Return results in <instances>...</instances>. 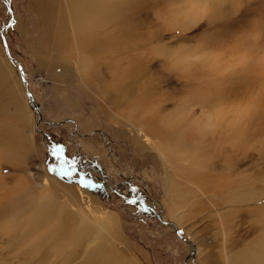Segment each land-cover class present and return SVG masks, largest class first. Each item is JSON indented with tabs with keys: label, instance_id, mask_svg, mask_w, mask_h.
Instances as JSON below:
<instances>
[{
	"label": "rangeland",
	"instance_id": "obj_1",
	"mask_svg": "<svg viewBox=\"0 0 264 264\" xmlns=\"http://www.w3.org/2000/svg\"><path fill=\"white\" fill-rule=\"evenodd\" d=\"M180 2L102 0L109 10L99 31L91 25L99 37L87 49L76 46L69 0H0V168L9 188L23 185L6 205L14 211L0 207V264L95 256L92 236L42 239L46 226L26 210L41 194L59 211L112 217L120 264H226L264 233V0H209L211 14L196 20L177 15ZM81 52L94 62L86 77ZM203 53H217L219 72L189 59ZM19 95L25 125L11 102ZM135 105L140 116L131 117ZM234 125L249 136L237 137ZM178 137L170 170L164 157Z\"/></svg>",
	"mask_w": 264,
	"mask_h": 264
},
{
	"label": "bare ground",
	"instance_id": "obj_2",
	"mask_svg": "<svg viewBox=\"0 0 264 264\" xmlns=\"http://www.w3.org/2000/svg\"><path fill=\"white\" fill-rule=\"evenodd\" d=\"M48 2V0H46ZM102 0H100L101 2ZM181 2V6L180 8H178V16H190V18H192L193 20L196 19H200V16L202 14H207L208 12H210V2L209 0H180ZM70 4H71V23L72 26L74 27V37H75V41H76V46L77 47H87L88 48H92L94 49L96 41L98 40L99 35L94 36V31L93 28L91 27L94 26L96 27V30L99 31L100 27H101V16L102 15H107L106 10H102L104 9L102 3L101 5L100 2L98 3V0H69ZM225 5V4H223ZM108 6V5H107ZM109 7V6H108ZM224 8V7H222ZM212 9V8H211ZM220 9V7H219ZM217 9V10H219ZM177 10V8H176ZM109 12V11H108ZM220 12H224V10H220ZM102 14V15H99ZM219 13V12H218ZM211 14V12H210ZM175 15V14H174ZM208 15V14H207ZM206 15V17H208ZM220 15H225L224 13H219V17ZM212 16V15H209ZM226 16V15H225ZM177 17V16H176ZM205 17V16H204ZM214 17V15H213ZM211 17V18H213ZM221 18V17H220ZM110 19V18H109ZM179 19V18H178ZM186 19V18H185ZM203 19V16H202ZM183 20V19H182ZM191 22V21H190ZM47 28V27H45ZM50 28V27H49ZM56 29V28H55ZM50 31V30H49ZM58 31H61L58 29ZM56 33L55 30L53 32V34ZM44 34V32H43ZM63 36V33H61ZM49 35V34H48ZM50 36V35H49ZM56 36V35H55ZM47 37V36H45ZM68 38L64 37V41H67ZM63 40V38H62ZM71 40H69L70 42ZM74 41V42H75ZM64 45V44H63ZM67 47V46H66ZM67 49V48H66ZM69 49V48H68ZM78 49V48H77ZM63 50V49H62ZM86 51V50H84ZM91 51V50H90ZM88 53V52H87ZM82 53L80 54V58H79V64H80V72L82 74V76L86 77L88 74H91L90 72V67L94 64L93 62V58H91V56H89L88 54ZM90 53V52H89ZM218 58L217 53H214L213 55H208L205 56V53L203 54H195L193 55L191 58H189L190 60H197L198 62L202 63L204 65V69L206 68H213L214 71L217 70V72H219L218 70V65L216 64V61ZM245 58V57H244ZM246 59V58H245ZM6 61V60H5ZM215 63V64H214ZM114 65V64H113ZM203 67V66H202ZM7 68V67H6ZM49 69V68H48ZM93 69V68H92ZM51 70V69H50ZM205 71V70H204ZM210 71V70H208ZM4 72L8 75V71L5 69ZM242 73L244 71H241ZM245 75V74H244ZM261 77V76H260ZM83 78V77H82ZM262 78V77H261ZM264 78V77H263ZM262 78V79H263ZM8 79V76L5 78V80ZM117 84V83H116ZM119 84V83H118ZM113 87V86H112ZM117 87V86H116ZM115 87V89H116ZM264 90V89H263ZM21 91V90H20ZM22 92V91H21ZM11 93V92H10ZM18 93V92H17ZM13 94V93H11ZM20 94V93H19ZM16 95V94H15ZM209 95V94H208ZM14 96V95H13ZM209 98V97H207ZM206 99V98H205ZM208 100V99H207ZM261 101V100H260ZM11 102L14 104L15 106V116L16 118L21 121V124H27L28 123V119L30 118L31 115L26 113L24 104L22 103V95L16 96L15 100L11 99ZM206 103V100H205ZM207 104V103H206ZM219 105V104H218ZM263 105V104H262ZM33 109L36 111L35 107L32 105ZM243 107V106H242ZM255 107V106H254ZM251 108V107H250ZM258 108V107H257ZM256 108V109H257ZM244 112L246 110V107H243ZM249 109V108H248ZM252 112L255 110V108L251 109ZM140 111V109L138 108L137 105L132 106L130 108V116L133 117L135 116V114ZM248 111V110H247ZM221 113V112H220ZM247 113V112H246ZM245 113V114H246ZM143 114V113H142ZM139 115V114H138ZM140 116V115H139ZM137 116V117H139ZM143 117V116H142ZM222 117V116H221ZM164 118V117H163ZM218 120H222V119H218ZM262 121H264V113L262 115L261 118ZM168 122L166 125L168 127H172L175 126L173 119H167ZM207 122V121H206ZM228 122V121H227ZM137 123V122H136ZM224 123L223 125L226 124V122H222ZM221 123V124H222ZM231 123V122H230ZM235 124V123H234ZM205 128H201V132L204 130V132H202V139H204L206 137L205 133H208L207 130L210 129V124H204ZM216 125V124H214ZM222 125V126H223ZM13 126V125H12ZM141 126H143V124H141ZM221 126V127H222ZM233 126V125H232ZM236 126V125H234ZM3 127L4 124L0 123V143H1V135H4V133H2L3 131ZM19 127V126H18ZM203 127V126H202ZM147 129V127H145ZM151 128V127H150ZM233 130V129H232ZM236 130L238 132L237 137L239 138H244L245 136H249L248 134L250 133L249 131H246V129L241 130V128L239 126H236ZM235 130V131H236ZM234 131V132H235ZM14 132H16L14 130ZM227 132V131H226ZM237 133V132H236ZM252 133V131H251ZM240 135V136H239ZM240 140V139H239ZM147 142V141H146ZM173 145H171L172 148L168 149V154L164 157L165 162H167V166L169 167V169L171 170V166H177L179 162L176 161V156H178L179 154V147L182 146V142L183 139L181 137L176 138L173 141ZM180 145V146H179ZM157 150V149H156ZM0 153H1V149H0ZM180 157V156H179ZM1 160V158H0ZM186 160V159H185ZM189 160L192 161V158L189 157ZM181 161V160H180ZM189 161V162H190ZM181 163V162H180ZM178 167V166H177ZM192 167V166H191ZM183 168V167H182ZM175 169V168H174ZM185 169V168H184ZM181 171V170H180ZM189 174V173H188ZM183 175V174H182ZM181 176V175H180ZM195 179H197L195 177ZM208 180V179H207ZM18 181V180H17ZM19 182V181H18ZM173 182V181H172ZM215 182V181H214ZM26 184V183H25ZM168 185V184H167ZM179 185V184H178ZM249 185V184H248ZM174 186V185H172ZM175 186L176 183H175ZM174 186V187H175ZM182 186V185H180ZM250 187H252L251 185H249ZM14 188H9V186H7V183L4 181V177L2 176L1 173V168H0V207L3 208V210L5 209H10L9 207H6V205L8 203H10L11 201L18 199V197H20V191L23 188V185L21 182L17 183L15 186H13ZM178 187V186H177ZM211 187V186H210ZM182 189V187H180ZM247 189H251V188H247ZM172 190V189H171ZM254 190V189H253ZM170 191V190H169ZM256 191V190H255ZM22 192V191H21ZM177 192V191H176ZM247 192V191H246ZM172 193V192H171ZM184 193V192H183ZM187 193V192H186ZM245 193L242 191L241 194H239L240 196ZM23 194V193H22ZM178 194V193H176ZM180 194V193H179ZM182 194V193H181ZM254 192H251L252 198L254 197ZM54 195V194H53ZM56 196V195H55ZM175 196V195H174ZM183 196H186L185 193L183 194ZM235 197V195H233ZM247 196L249 197V195L247 194ZM258 196V195H256ZM255 196V197H256ZM239 197V196H238ZM32 198V197H31ZM30 198V199H31ZM39 198L41 200H44L48 207L42 203L41 201H39L40 203H42V206H44V208H38V209H26L29 210V214L33 213V217H43L48 219L47 224L46 223H42L43 227L46 226V229H44V233L46 234L42 239H60V236H57L55 233V227H60L62 225H64L65 223L68 225L67 221L69 218V214L67 212V210H62L60 209L57 210L56 206H55V202H52V197L50 195H39ZM250 198V197H249ZM251 198V199H252ZM20 199V198H19ZM176 201H173L172 204V213L171 216L176 218V216H180V210L182 209L181 207V203L179 201L180 197L175 198ZM243 199V198H242ZM31 203V202H30ZM33 203V202H32ZM31 203V204H32ZM30 204V206H31ZM29 206V205H28ZM1 210V209H0ZM11 211H14V209H10ZM58 211L55 219H54V227L52 228L50 226V218L53 216V213ZM80 211V210H79ZM27 213V212H26ZM24 213V215L26 214ZM74 213V212H73ZM28 214V216H29ZM21 216H23V214H20ZM31 215V214H30ZM74 219L78 220L77 224H75L72 227L73 234L66 236L64 239H71L73 237V239H76V244L78 242H84L88 237H93V239H91L90 243L94 244V250L92 249L91 252H93V254H95V256H90L89 260L91 259L92 264H96L98 261V258L101 260V262H98L99 264H120L122 263L121 261H119L118 259H116L115 255L116 252L112 247V244H110L111 238L114 235V226H112L111 221H114V219L110 216L108 217H100L98 219H93L91 218V216H88L87 213H74L73 214ZM79 217H84L89 223H93V225H95V232L94 234L91 232V230L89 229V227L85 224L82 223L78 218ZM20 217V216H19ZM76 217V218H75ZM28 218V217H27ZM29 219V218H28ZM75 220H73L72 222H76ZM264 220V219H263ZM26 221V220H25ZM27 222V221H26ZM53 222V221H52ZM51 222V223H52ZM46 224V225H44ZM264 224V222H263ZM37 226H41L40 223L36 224ZM36 227V226H35ZM37 229V228H36ZM35 229V230H36ZM50 229V230H49ZM23 230V229H22ZM7 231V230H6ZM120 232V231H119ZM263 232V231H262ZM2 233V232H1ZM6 233V232H5ZM4 234V233H3ZM117 234V233H116ZM8 236V235H5ZM118 236V234H117ZM45 241V240H44ZM63 241V240H62ZM43 242V241H42ZM56 243V242H55ZM100 243H102L104 246H102L103 248H100L99 246L101 245ZM43 244H46V242H43ZM52 244V243H51ZM59 244V243H58ZM79 244V243H78ZM41 245V244H40ZM49 245V243H48ZM65 245V244H64ZM45 246V245H44ZM79 246V245H78ZM59 247V246H58ZM74 249V248H72ZM88 251V250H87ZM68 252V251H67ZM90 252V253H91ZM94 252H99V256L96 255L97 253ZM65 254V253H63ZM59 255V254H58ZM228 258V257H227ZM62 259V258H61ZM94 260V262H93ZM114 260H116V263H113ZM227 263L226 264H264V233L260 234L259 237L257 238L256 241H253L251 244L247 245L244 247V249H242L236 256L231 257V259H226ZM226 262V261H225ZM88 263V264H89Z\"/></svg>",
	"mask_w": 264,
	"mask_h": 264
},
{
	"label": "crops",
	"instance_id": "obj_3",
	"mask_svg": "<svg viewBox=\"0 0 264 264\" xmlns=\"http://www.w3.org/2000/svg\"><path fill=\"white\" fill-rule=\"evenodd\" d=\"M25 125V124H24ZM20 131H21V127L18 128ZM2 146V145H1ZM14 147V146H13ZM11 150V154H15V149L12 148L10 149ZM9 151V150H8ZM7 152V151H6ZM3 151L1 150V153H0V158H1V155H2ZM17 155V154H16ZM34 203H32L33 206V209H38V208H44V206H42V203H44L47 207V203L44 201V200H41L39 198V195L34 197ZM39 201H41L42 203H40ZM64 208V206H62ZM62 209V208H61ZM67 210L68 214L70 216H74L73 212L71 209H65ZM77 218L82 222V223H85L89 229L91 230V232L94 234L95 232V225H93V223H89L84 217H79L77 216ZM44 219L46 218H43V217H33V220H36L38 223H40V225L44 222ZM47 220V219H46ZM36 223V222H35ZM55 233L57 236H60L61 238L60 239H64L66 236L68 235H71L73 234V231L72 229L69 230V226L65 223L64 225L60 226V227H55ZM110 244H111V241H110ZM113 246V245H112Z\"/></svg>",
	"mask_w": 264,
	"mask_h": 264
},
{
	"label": "water",
	"instance_id": "obj_4",
	"mask_svg": "<svg viewBox=\"0 0 264 264\" xmlns=\"http://www.w3.org/2000/svg\"><path fill=\"white\" fill-rule=\"evenodd\" d=\"M3 39H4V42H5V49H6V51L9 53V48H8V45H7L6 40H5V35H3ZM21 74H23L22 71H21ZM28 95H29V97H30V102H31V104L35 107L37 113L39 114V123H40V122L43 120L42 113H41V111H40V109H39V106L37 105V103H36L35 100L33 99V96H32V94H31L30 91H28Z\"/></svg>",
	"mask_w": 264,
	"mask_h": 264
}]
</instances>
